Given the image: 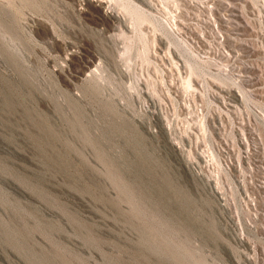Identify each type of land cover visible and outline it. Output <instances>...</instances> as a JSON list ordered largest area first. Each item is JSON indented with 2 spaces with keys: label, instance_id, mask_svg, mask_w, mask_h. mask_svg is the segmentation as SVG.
<instances>
[{
  "label": "rangeland",
  "instance_id": "rangeland-1",
  "mask_svg": "<svg viewBox=\"0 0 264 264\" xmlns=\"http://www.w3.org/2000/svg\"><path fill=\"white\" fill-rule=\"evenodd\" d=\"M154 2L0 0V264H264V0Z\"/></svg>",
  "mask_w": 264,
  "mask_h": 264
},
{
  "label": "bare ground",
  "instance_id": "bare-ground-1",
  "mask_svg": "<svg viewBox=\"0 0 264 264\" xmlns=\"http://www.w3.org/2000/svg\"><path fill=\"white\" fill-rule=\"evenodd\" d=\"M89 1H95V0H89ZM99 1V0H98ZM102 2H107V3H110L111 5H113V7H117V1L118 0H100ZM129 1V0H128ZM143 1L148 7L149 9H145V8H141L139 7V5H134V7H131V6H128L127 7V4H126V7L122 6L121 4V7L122 8H119L117 7L116 10H114V15L120 19H129L130 22H131V19L135 20L137 18V22L138 23H143V21L147 20L148 18L152 17L153 19H158L159 22L162 20L165 24V27H167L171 33H173V35H176V34H180V31L177 27V23H176V17L173 19L172 17H167V15H165L164 17H166V19H163V17L161 18V16H159L158 14H156L155 12L159 13V8L155 5L156 3L151 0H141ZM119 3V1H118ZM122 3V2H121ZM124 3V2H123ZM117 4V5H116ZM120 4V3H119ZM124 4V5H125ZM129 5V4H128ZM154 11V12H153ZM136 13L138 14L137 17H136ZM168 14V13H167ZM171 14V13H170ZM130 22L128 24H130ZM136 22V23H137ZM134 23V22H132ZM160 22V24H162ZM135 24V23H134ZM136 25V24H135ZM163 26V25H162ZM169 32V31H168ZM179 41V40H178ZM174 43H176L177 41H173ZM178 43V42H177ZM181 43V42H180ZM182 45V44H181ZM180 45V46H181ZM186 61V60H185ZM187 62V61H186ZM192 62V61H191ZM189 66H190V71H191V76L193 75H197L199 72H198V69H197V66L195 67L192 63L189 62ZM190 80V79H189ZM223 81V80H222ZM191 83V82H190Z\"/></svg>",
  "mask_w": 264,
  "mask_h": 264
}]
</instances>
